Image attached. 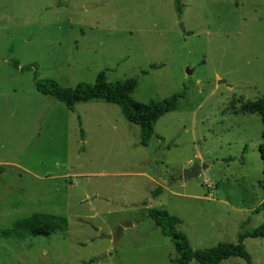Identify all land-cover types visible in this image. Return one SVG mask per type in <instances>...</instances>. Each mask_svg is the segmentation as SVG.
Masks as SVG:
<instances>
[{
	"label": "rangeland",
	"instance_id": "374dc122",
	"mask_svg": "<svg viewBox=\"0 0 264 264\" xmlns=\"http://www.w3.org/2000/svg\"><path fill=\"white\" fill-rule=\"evenodd\" d=\"M182 4L178 16L174 0H0V264H173L150 207L179 216L193 248L264 223V209L252 213L264 200L263 124L239 111L264 98V0ZM105 68L109 81L138 77L140 102L185 89L147 146L118 105L70 110L34 87V70L72 87ZM194 163L198 177L184 181ZM34 211L67 226L21 241L1 233ZM243 243L264 264V237Z\"/></svg>",
	"mask_w": 264,
	"mask_h": 264
},
{
	"label": "trees",
	"instance_id": "16d2710c",
	"mask_svg": "<svg viewBox=\"0 0 264 264\" xmlns=\"http://www.w3.org/2000/svg\"><path fill=\"white\" fill-rule=\"evenodd\" d=\"M174 4L176 12L180 16L183 7L182 0H174ZM186 33L187 35L191 34V32ZM12 64L15 67L18 65L15 60L12 61ZM158 66L160 65L151 64L150 67L157 68ZM27 68L22 67V69ZM106 70L105 68L98 71L92 83L80 81L72 87L62 86L53 78H39L37 70H34V87L41 94L52 96L70 110H74L77 102L91 99H103L106 102L118 105L123 117L128 122L139 127V143L147 146L155 135V123L164 113L175 109L178 99L185 96V89L174 92L162 100L140 102L132 97L138 77L109 81ZM143 73H147V71L145 70ZM239 111L241 113H256L261 118L263 124L262 141L258 145V152L264 174V98L249 105H241ZM80 134L83 137L82 129H80ZM161 190L162 187L158 186L152 191V196L158 195ZM262 209H264V200L252 210V213H258ZM146 215L159 227L160 233L169 237L173 243L176 252V256L171 258L173 264H189L192 260L200 264H220L224 259L231 257H240L245 260L246 264H251V255L246 250L243 241L247 237H264V223H261L252 230L239 232L236 242L221 241L208 248H193L187 235L178 229V224L182 222L179 216L169 213L165 209L155 207L148 208ZM66 226L67 218L63 215L34 211L26 216L17 218L8 228L2 229L1 233L4 236L21 241L27 236L48 235ZM93 262L94 259L90 258L85 264Z\"/></svg>",
	"mask_w": 264,
	"mask_h": 264
},
{
	"label": "water",
	"instance_id": "95a60500",
	"mask_svg": "<svg viewBox=\"0 0 264 264\" xmlns=\"http://www.w3.org/2000/svg\"><path fill=\"white\" fill-rule=\"evenodd\" d=\"M188 73H190L192 71V69L187 68L186 70ZM220 82H224L223 80H220ZM206 165H203L202 168H205ZM201 170V166L198 163H194L192 166H190L189 168H186L183 170L182 172V177L184 181H188L189 179L192 178H196L198 177L199 173ZM122 229V225L118 227V229L116 230V232L114 233L113 237L114 239H117L120 232Z\"/></svg>",
	"mask_w": 264,
	"mask_h": 264
}]
</instances>
